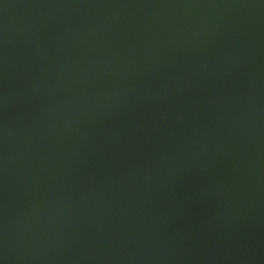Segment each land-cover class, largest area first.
I'll use <instances>...</instances> for the list:
<instances>
[{"label": "water", "instance_id": "water-1", "mask_svg": "<svg viewBox=\"0 0 264 264\" xmlns=\"http://www.w3.org/2000/svg\"><path fill=\"white\" fill-rule=\"evenodd\" d=\"M5 255L264 264V0H0Z\"/></svg>", "mask_w": 264, "mask_h": 264}, {"label": "clouds", "instance_id": "clouds-1", "mask_svg": "<svg viewBox=\"0 0 264 264\" xmlns=\"http://www.w3.org/2000/svg\"><path fill=\"white\" fill-rule=\"evenodd\" d=\"M6 231V229H5ZM0 264H7V256L5 255L3 258H0Z\"/></svg>", "mask_w": 264, "mask_h": 264}]
</instances>
